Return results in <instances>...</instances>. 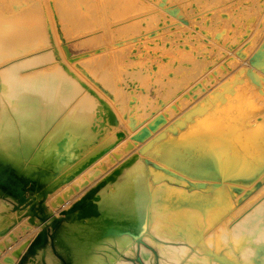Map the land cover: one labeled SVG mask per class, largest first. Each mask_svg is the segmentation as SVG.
Returning <instances> with one entry per match:
<instances>
[{
  "label": "bare ground",
  "instance_id": "bare-ground-1",
  "mask_svg": "<svg viewBox=\"0 0 264 264\" xmlns=\"http://www.w3.org/2000/svg\"><path fill=\"white\" fill-rule=\"evenodd\" d=\"M56 1L72 7L69 0ZM124 1L97 0L95 8L73 7L64 20L81 26L76 35H92L97 28L103 29L102 35H120L122 27L130 26V34L146 40L142 42L145 59L150 49L156 50L147 44L149 40L165 38L175 44L171 50L179 59L172 66L175 75L170 88L176 94L162 100L174 121L167 125L165 113L154 112L150 121H145V112L131 113L136 107L118 102L122 76L107 79L104 66L92 60L80 66L78 62L79 67L56 63L53 76L32 70L29 80L10 87L7 80L18 72L16 63H10L11 45L39 26L43 16L30 13L33 7L23 1L0 0V163L10 165L16 187L24 191L26 184L17 177L34 183L31 201L45 196L58 180L81 172L50 201L54 206L103 176L126 152L137 150L104 177L100 189L92 187L79 198L72 207L76 209L67 210L69 216L57 226L54 241L72 246L74 264H134L129 259L136 252L145 264L156 260L158 264H264V199H241L264 179V166L246 155L251 143L242 136L248 126L239 123L245 120L240 106L248 102L231 97L230 89L250 88L254 101L258 88H264V0ZM129 3L138 6L126 9ZM27 4L37 6L38 1ZM106 4L124 7L110 11ZM124 21L125 26L114 27ZM143 21L148 25L141 27ZM127 41L111 49L107 57L139 51V43ZM247 53L253 54L252 65L244 64L246 57L240 56ZM227 54L231 57L225 64ZM149 62L160 65V58L152 56ZM138 68L145 72L138 69L132 72L134 78L127 75L135 82L149 70ZM256 77L259 82L253 81ZM198 82L196 88L204 90L191 98L184 90ZM224 103L233 104L231 111L217 115L213 106ZM257 121L256 116L246 119ZM122 135L129 138L120 144ZM205 180L231 181L233 186L231 190L215 188L214 183L204 187L200 183ZM237 182H244L248 191L239 190ZM44 183L47 186H41ZM0 194L8 195L2 188ZM230 207L223 224L214 227V221ZM4 225L0 220V229ZM137 238L150 249L139 246ZM47 241L29 255L32 264L46 253ZM43 256L49 264H60L50 253Z\"/></svg>",
  "mask_w": 264,
  "mask_h": 264
},
{
  "label": "rangeland",
  "instance_id": "rangeland-1",
  "mask_svg": "<svg viewBox=\"0 0 264 264\" xmlns=\"http://www.w3.org/2000/svg\"><path fill=\"white\" fill-rule=\"evenodd\" d=\"M13 1V0H12ZM23 1L26 3L27 7H33L30 13H33L34 15H38L39 17L43 16L41 18V24L38 26L32 28L31 32H28V35L24 37L20 42L11 45L10 52H9V59L10 63H16L17 74L11 75L10 79H8V83L10 87H13L16 81H24L29 80L30 75L34 73L36 69H41L44 72L48 73L49 75L53 76L56 75L57 70L55 67L56 63H61L62 65H68L79 62V66L81 62L88 63L89 61H96L99 63H96V65H103L104 66V72L105 77L107 79L115 78L116 74H120L122 76V79L118 81L119 88L121 90V94H119L117 97L119 99L118 102L120 103H127L131 107H136L134 110H130L131 113L133 111L139 112L140 114L146 113L145 115V121H150L152 119V114L154 112L156 113H165V120L168 121V124H171L174 119L169 118V114L166 113L167 106L162 103V100H170L176 93L174 92V88H170V84L174 81V75L175 73L172 70V66L175 64H178V56L176 53L171 49H174L175 44H171V42L165 38H158L155 40H149L148 45L149 46H156V50L150 49V53L148 56V59H145V48L142 45V42L146 41L141 38L140 34H130V26H125L127 21L124 22H118L115 23L114 27H122L121 33L117 34H101L103 29L97 28L94 29L92 32V35H85L79 34L76 35L80 30H82L81 26L78 23L69 22L64 20V15H67L69 9L75 8H92L96 6L97 0H69L71 3L70 7L67 4L58 5L56 0H37L38 5L37 6H31L27 4V2L32 0H18ZM100 1V0H99ZM117 1V0H116ZM122 2H126L124 0H118ZM132 3V1H130ZM47 3H49V6H47ZM58 5V6H57ZM115 4H106L105 9H115L118 7H124L123 5H115ZM79 6V7H77ZM113 6V7H112ZM130 6V7H128ZM136 4L130 5V3L125 6L126 9H134ZM39 10H37L36 8ZM64 9H68L64 11ZM136 10V9H135ZM133 10L132 12H134ZM37 13H36V12ZM111 11V10H110ZM131 12V13H132ZM136 12V11H135ZM110 15L114 16L115 13ZM107 14L106 16H108ZM109 15V16H110ZM103 18V17H102ZM102 19L98 22V24L102 23ZM125 23V24H124ZM124 24V25H122ZM129 25V24H128ZM142 25H148L147 22L143 21L141 23ZM129 29L128 31L127 28ZM124 28V29H123ZM138 29V28H137ZM84 30V29H83ZM139 30V29H138ZM71 33V34H69ZM126 36V37H123ZM176 39V38H175ZM126 40H128L127 44L129 43H139L138 44V52L134 49V52L131 54H123L121 57L120 55L112 56L108 58V52L112 49H116L114 47L117 46H124L126 45ZM178 42V40H175ZM109 48V49H108ZM119 48V47H117ZM150 48V47H149ZM102 49L104 51H102ZM108 51L104 54L105 50ZM160 49H166L162 52H159ZM102 51V52H101ZM52 55V56H51ZM27 56H30L28 58H31L28 61H21L22 59L26 58ZM52 58L50 60L49 58ZM152 56H156L157 58H160V65L151 64L149 62V58ZM244 59V64H253L251 62H254L253 54H244L240 55ZM231 57L228 54L224 56V62L227 64V58ZM217 61H220L219 59ZM216 61V62H217ZM244 61V60H242ZM75 64L73 66H75ZM171 64V66H170ZM77 65V66H78ZM78 66V67H79ZM149 67L148 74L144 76V79H137V81H133L132 72L136 73L135 71L138 69H141L142 72H145L143 68L138 67ZM129 75L130 77H128ZM161 78V79H160ZM163 80L162 82L156 81ZM254 82H259L260 78L256 77L253 79ZM160 83V84H159ZM199 84V82L191 87V88H185V92L191 97H195L198 93L201 92L202 88H196V86ZM179 89V88H177ZM176 89V90H177ZM232 95L231 97L237 98V100H241L244 102H248L245 106H240L242 109V113H245V120L244 122H236L237 124L245 123L248 126V130L245 135L242 136L243 141L249 142L248 151L246 152V155L249 159H252L255 161L258 165L264 166V88H258V93L256 95V99L254 101L251 99L250 95V88H230ZM183 90V88H182ZM204 88L202 89V91ZM181 91V90H179ZM111 98L114 96L110 94ZM144 103L142 104V102ZM253 101V103L251 102ZM231 106L227 105L226 103L221 105H215L212 109L216 112L217 115H220L222 112L223 114L226 112L231 111L233 104H230ZM244 107V108H243ZM190 107H188L184 112H182L180 115L185 113ZM230 108V109H227ZM176 114V113H174ZM256 116L258 118V121L255 122H246V119L248 120L250 117ZM128 114L127 112L124 114V120H127ZM135 124V118H132V120ZM232 131V130H231ZM152 132V131H150ZM154 136H152L153 138ZM122 140L120 142L124 143L125 140H127L129 137L122 135ZM152 138L149 140L151 141ZM258 144H257V143ZM133 143L138 144L137 141H133ZM254 144L259 145L257 148H254ZM137 150H133L130 152H126V155L118 162L113 164V166L110 167V169L107 170V172H103L101 176L99 175L94 179L93 181L89 182L85 186L81 187L77 192H73L71 195L66 197V201L64 200L59 205H51V200L62 190H66L74 180L78 177V175L81 173L72 176L69 179L66 180H58L57 185L53 186L52 188L47 190V193L45 196H40L38 200L31 201L32 195H34V183L33 182H25L23 179H20V177H17L19 181H21L24 185V194L27 198V201L23 204L19 203L18 198L12 194L8 188L11 186H15V182L13 179L10 178V174L12 173L14 175V171H12L9 164H2L0 163V188H2L4 191L8 193V195L3 196L0 194V199L4 200L2 206L0 208V220H3L5 222V225L3 228L0 229V264L5 260L8 264H22L20 263V260L23 256H26L27 260L25 259L24 264H32V262L29 259V255L27 252V247L30 244V242L34 239V237L42 230H47L50 240L46 243V253H50V255L53 257V259H56V261L60 264H74V259L72 257L71 250L72 246L64 244V241L56 242L54 241L57 226L59 223H61L62 220L66 219L69 214L66 213L67 210L71 209L74 204L77 202L79 198L84 197L87 192L91 190L92 187H102L103 185L100 184L101 181H103V184L108 177L107 175H111L116 167L124 161L129 156L136 155ZM256 154H259L256 156ZM258 157V158H256ZM100 159V158H99ZM98 159V160H99ZM259 160V161H258ZM89 165L86 166L84 169H88ZM83 169V170H84ZM263 171V170H262ZM58 172H54V176H56ZM260 172L259 174H261ZM16 176V175H14ZM104 177H106L104 179ZM189 182V181H188ZM4 183L7 186H4ZM214 183L216 186L215 188L219 187V189H227L231 190V181L226 180H219L218 182H209V181H203L200 184L204 185V187H207L209 184ZM36 184V183H35ZM47 186L46 183L41 184V186ZM235 185H239L238 189L248 191V188H245L244 182H237ZM247 185V184H246ZM256 186L253 187L251 190L247 192L245 196H243L241 199L245 200H261L264 199V179H261L258 183L255 184ZM40 186V185H38ZM233 186V185H232ZM203 187V186H202ZM203 187V188H204ZM66 188V189H65ZM202 188V189H203ZM96 189V188H95ZM100 189V188H99ZM257 189H261V192L257 194ZM204 190V189H203ZM206 190V189H205ZM255 191V192H254ZM31 195V197H30ZM20 207V211H17L13 213V211L17 210ZM76 209V208H72ZM231 211V207L226 212L220 213L222 216L219 215V217L214 221V227H218V225H222L225 218H227V212L229 213ZM226 214V215H225ZM231 216V215H230ZM222 217V218H221ZM220 219V221H219ZM49 222H48V221ZM52 221V222H51ZM218 221V222H217ZM57 222V225L54 227L53 224ZM217 223V224H216ZM229 226H231V220L228 222ZM213 227V226H212ZM212 231V230H210ZM52 238V239H51ZM140 239V238H139ZM137 238L136 242L138 245H145V247H150L144 242L142 239L139 240ZM16 249L13 246H16ZM60 247H59V246ZM63 245V246H62ZM65 247V248H64ZM64 249V250H63ZM153 248H151L152 250ZM19 251V253L17 252ZM48 251V252H47ZM64 251V252H62ZM155 252V250H153ZM17 252V253H16ZM15 253L18 254L15 256ZM156 253V252H155ZM86 256L89 255V252H85ZM40 257L39 261H37V264H49L46 260L45 256ZM82 257V256H81ZM85 257V256H84ZM125 257V256H124ZM127 257V256H126ZM125 257V258H126ZM129 260H132L134 264H145L142 261V258L140 257V253L136 252L132 258ZM31 262V263H30ZM158 264L157 260L156 263Z\"/></svg>",
  "mask_w": 264,
  "mask_h": 264
},
{
  "label": "water",
  "instance_id": "water-1",
  "mask_svg": "<svg viewBox=\"0 0 264 264\" xmlns=\"http://www.w3.org/2000/svg\"><path fill=\"white\" fill-rule=\"evenodd\" d=\"M4 186H7L5 183H4ZM8 190L14 194L18 200H19V203L23 204L27 201V198L24 194V191L19 188V187H16V186H11L10 188H8ZM57 225V222H55L53 224V226L55 227ZM47 238H49V235H48V232L47 230H42L40 231L35 237L34 239L32 240V242L29 244L28 248H27V252L28 254H33L34 251H35V248L37 246H40V245H43L45 244V242L47 241ZM26 259V256H23L20 260V263H22L24 260Z\"/></svg>",
  "mask_w": 264,
  "mask_h": 264
},
{
  "label": "crops",
  "instance_id": "crops-1",
  "mask_svg": "<svg viewBox=\"0 0 264 264\" xmlns=\"http://www.w3.org/2000/svg\"><path fill=\"white\" fill-rule=\"evenodd\" d=\"M29 257H30V256H29ZM1 264H8V263H7V261L4 260Z\"/></svg>",
  "mask_w": 264,
  "mask_h": 264
}]
</instances>
